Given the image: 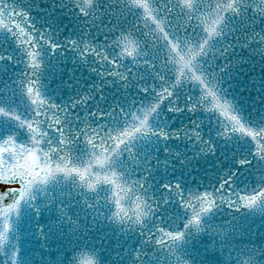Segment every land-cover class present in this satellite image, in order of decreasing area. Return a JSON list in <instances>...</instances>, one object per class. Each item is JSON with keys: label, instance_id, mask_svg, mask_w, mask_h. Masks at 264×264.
Masks as SVG:
<instances>
[{"label": "snow or ice", "instance_id": "1", "mask_svg": "<svg viewBox=\"0 0 264 264\" xmlns=\"http://www.w3.org/2000/svg\"><path fill=\"white\" fill-rule=\"evenodd\" d=\"M0 264H264V0H0Z\"/></svg>", "mask_w": 264, "mask_h": 264}]
</instances>
